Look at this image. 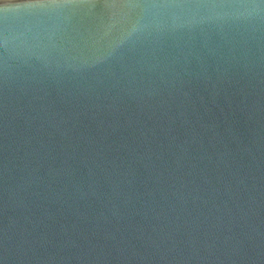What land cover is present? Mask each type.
I'll return each instance as SVG.
<instances>
[{
  "label": "water",
  "instance_id": "water-1",
  "mask_svg": "<svg viewBox=\"0 0 264 264\" xmlns=\"http://www.w3.org/2000/svg\"><path fill=\"white\" fill-rule=\"evenodd\" d=\"M0 264H264V0H0Z\"/></svg>",
  "mask_w": 264,
  "mask_h": 264
}]
</instances>
